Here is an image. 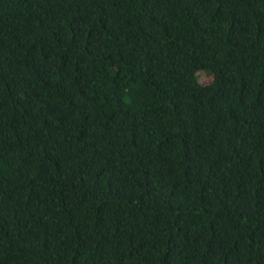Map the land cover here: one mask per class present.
<instances>
[{
  "label": "trees",
  "instance_id": "16d2710c",
  "mask_svg": "<svg viewBox=\"0 0 264 264\" xmlns=\"http://www.w3.org/2000/svg\"><path fill=\"white\" fill-rule=\"evenodd\" d=\"M0 264H264V0H0Z\"/></svg>",
  "mask_w": 264,
  "mask_h": 264
},
{
  "label": "rangeland",
  "instance_id": "374dc122",
  "mask_svg": "<svg viewBox=\"0 0 264 264\" xmlns=\"http://www.w3.org/2000/svg\"><path fill=\"white\" fill-rule=\"evenodd\" d=\"M199 80L203 84L210 83V77L206 73H199Z\"/></svg>",
  "mask_w": 264,
  "mask_h": 264
}]
</instances>
